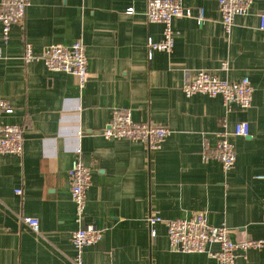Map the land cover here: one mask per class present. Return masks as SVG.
Wrapping results in <instances>:
<instances>
[{"label": "crops", "instance_id": "0c3cea01", "mask_svg": "<svg viewBox=\"0 0 264 264\" xmlns=\"http://www.w3.org/2000/svg\"><path fill=\"white\" fill-rule=\"evenodd\" d=\"M178 1L192 16L173 18L171 52L150 56L147 39L159 41L162 25L147 21V0H29L23 22L6 38L0 26V96L13 107L1 120L24 127L21 155L0 157V264H73L70 234L79 224L67 172L76 152L91 168L82 224L102 230L100 241L83 249L85 264H215L206 253L170 250L161 223L151 237L149 216L206 212L233 241L264 239V179L257 178L264 174V0L236 15L229 33L218 0ZM78 39L89 73L81 87L69 73L23 59L27 44L40 54ZM200 69L223 80L247 77L250 107L226 109L220 96H186V76ZM115 108L130 110L134 121L167 126L161 148L104 138ZM240 121L249 125L247 136L233 134ZM220 131L236 152L227 171L203 158ZM24 217L38 219V232ZM234 264H264V246L237 251Z\"/></svg>", "mask_w": 264, "mask_h": 264}, {"label": "built area", "instance_id": "2783aa9c", "mask_svg": "<svg viewBox=\"0 0 264 264\" xmlns=\"http://www.w3.org/2000/svg\"><path fill=\"white\" fill-rule=\"evenodd\" d=\"M253 0H218L220 22L224 30L229 33L236 15L246 14ZM29 0H0V26L4 38L7 37L10 27L21 24ZM127 14L133 13V8H128ZM148 22L162 25V37L159 41L147 39L148 56L153 50L171 52L174 46L175 30L172 20L176 17L192 16L191 11L180 4L178 0H147L144 12ZM197 19L202 20L203 9L198 8ZM260 28L264 30V14L260 15ZM25 62L41 60L46 68L51 71H63L71 74L81 87L89 77L87 71V57L85 44L81 39L71 44H51L46 46L40 54H34L29 44L25 46L23 54ZM220 68L226 70V61L220 63ZM186 96L203 94L207 96H220L226 109L232 105L248 108L252 102L254 88L247 77L240 80H223L212 72L200 69L188 74L182 85ZM13 112L10 103L0 96V157L4 154L21 155L23 150L24 127L19 124H9L1 120L2 113ZM223 126L225 123H222ZM171 130L161 124L152 122H138L132 118L128 109L115 108L111 111L108 124L102 129L101 134L107 139H128L130 141L144 142L149 151L158 150ZM233 134L247 136L249 125L245 121L234 124ZM78 151V150H77ZM79 152L71 162L67 172L70 195L75 206L76 221L79 226L70 234V242L75 250L72 258L73 264H85L82 252L86 246L96 244L102 238V230L91 224H82L86 204V192L91 185V168L79 157ZM204 159H215L220 162L224 171L231 169L236 160L234 144L228 138L227 131L217 133V139L211 148L203 150ZM257 178L264 179V174ZM150 236L155 237L152 228L154 224L161 223L166 228L169 248L175 252L206 253L215 264H234L237 251L261 249L264 239H245L233 241L230 230L226 225L214 226L207 220L206 212H195L189 218L164 219L160 216L148 217ZM264 221V212H263ZM23 222L29 228L38 232V219L24 217ZM216 244L217 249H210Z\"/></svg>", "mask_w": 264, "mask_h": 264}]
</instances>
